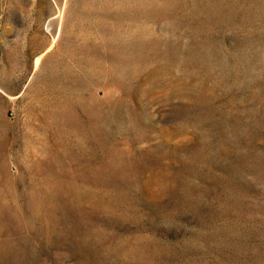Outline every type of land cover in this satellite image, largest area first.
I'll list each match as a JSON object with an SVG mask.
<instances>
[{
  "label": "rangeland",
  "instance_id": "374dc122",
  "mask_svg": "<svg viewBox=\"0 0 264 264\" xmlns=\"http://www.w3.org/2000/svg\"><path fill=\"white\" fill-rule=\"evenodd\" d=\"M0 264H264V0H0Z\"/></svg>",
  "mask_w": 264,
  "mask_h": 264
}]
</instances>
